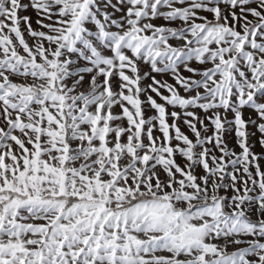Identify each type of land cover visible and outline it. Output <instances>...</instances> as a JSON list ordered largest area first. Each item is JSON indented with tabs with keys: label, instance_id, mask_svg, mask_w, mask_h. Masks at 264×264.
Instances as JSON below:
<instances>
[{
	"label": "snow or ice",
	"instance_id": "1",
	"mask_svg": "<svg viewBox=\"0 0 264 264\" xmlns=\"http://www.w3.org/2000/svg\"><path fill=\"white\" fill-rule=\"evenodd\" d=\"M0 264H264V0H0Z\"/></svg>",
	"mask_w": 264,
	"mask_h": 264
}]
</instances>
